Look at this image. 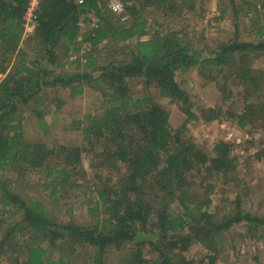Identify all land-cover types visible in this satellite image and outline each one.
Listing matches in <instances>:
<instances>
[{"label": "trees", "instance_id": "1", "mask_svg": "<svg viewBox=\"0 0 264 264\" xmlns=\"http://www.w3.org/2000/svg\"><path fill=\"white\" fill-rule=\"evenodd\" d=\"M179 1L124 0L128 19L123 24L113 22L121 19L106 9L107 0H84L82 5L73 0H43L34 33L24 37L27 0H0V264H4V248L20 238L11 264H77L75 256L84 251L87 261L81 264H106L105 253L126 244L135 246L127 258L129 264H193L179 256L193 241L190 234L183 235L191 225L210 230L199 235L198 241L211 251L201 264H215V235L241 224L250 231L264 226V217L243 211L238 201L232 216L213 222V214L205 207L210 200L202 198L201 205L190 198L198 197L193 184L199 178L205 193L213 191L220 179L232 180L237 162L228 142H216L211 155L195 145L188 125L199 117L175 79L177 72L196 67L227 72L241 88L238 126L246 127L252 117L264 120V98L259 95L263 77L252 66L253 59L264 54V38L256 43L235 38L204 54L184 43L178 31L150 33L145 7L150 4L169 15L192 11L193 6ZM238 9L240 5L234 8L235 15ZM90 13L99 24L83 33L89 53L82 71L50 70L48 66L63 67L57 63L58 51L67 53L77 42L78 23L87 22ZM111 45L119 51L128 45V59L98 63ZM130 80L141 83L139 96L130 91ZM85 86L99 91L103 105L99 114L86 115L79 129L86 147L49 148L43 142L25 140L20 114L36 103L44 88L68 89L70 96H79ZM151 89L180 104L184 120L176 128L170 126L169 113L155 102ZM38 118L44 126L42 116ZM89 155L97 158L95 166L102 171L117 173L115 182L105 178L101 187H89L96 194L94 208L89 210L93 224L57 220L45 204L22 197L13 180L1 175L44 172L54 195L58 187L73 185L72 178L85 177L83 158ZM99 179L103 181L101 175ZM5 212L11 215L9 224ZM145 243L156 256L154 261L141 254Z\"/></svg>", "mask_w": 264, "mask_h": 264}, {"label": "rangeland", "instance_id": "2", "mask_svg": "<svg viewBox=\"0 0 264 264\" xmlns=\"http://www.w3.org/2000/svg\"><path fill=\"white\" fill-rule=\"evenodd\" d=\"M183 1L186 6H193L192 11L182 10L179 14L169 15L156 6L150 4L146 6L143 13L149 21V32L178 31L184 43L204 54H208L217 45L228 43L235 38L253 43L264 38V0ZM239 5L241 9H238L235 15L234 8ZM106 9L113 16L120 18L107 5ZM81 21L87 24L79 33L80 39H76L77 42L70 46L67 53L62 49L58 51L57 63L64 64L63 67L48 66L50 70L55 72L66 70L73 73L82 71L84 57L89 53V47L83 42V33L87 32L90 26L88 21ZM113 22L126 24V21L122 22V20L120 22L113 20ZM146 38L148 37H144ZM104 46L106 44L100 45L99 48ZM115 47L112 45L107 47V51L103 53L98 63L103 64L102 62L109 60L126 61L129 46H123L120 51L115 50L117 49ZM74 48H78V51H74ZM72 54L77 56L74 62L69 59ZM252 66L257 73L261 72L263 77L259 95L264 98V54L255 57ZM175 79L180 88L189 95L192 110L199 117V120L192 121L188 125V131L195 145L207 155H211L216 142H228L233 145L232 154L237 162L235 177L232 180L220 179L213 191L205 193L204 183H201L202 180L199 178L193 184L198 197L190 198L197 199L198 203L201 201V205L204 204L202 198L210 200V204L205 207L213 214V222H222L232 216L236 201L243 211L264 217V120L261 117H252L246 127L238 126L236 114L242 106V102L240 104L239 101L241 88L236 79L227 72H210L196 67L184 74L177 72ZM129 86L134 96L141 94L142 85L138 80H130ZM83 91L82 95L70 96L68 89L44 88L36 103L32 102L20 114L25 140L43 142L49 148L86 147L87 144L83 142L79 129L83 127L85 116L99 114L103 105L99 91L94 87L85 86ZM150 94L155 102L169 113L170 126L174 129L180 125L184 120L180 104L160 97L154 89H151ZM58 100L62 104L58 103ZM38 115L42 116L44 126H41ZM209 118L211 119L208 120ZM95 158L92 155L84 156L85 177L72 178L76 183L73 182V185L67 188L58 187L54 195L49 185L50 178H47L44 172L35 171L22 177H17L13 173H1V175L13 180L15 191L22 197L34 198L45 204L57 220L93 224L94 219L90 217L89 210L94 208L96 194L92 193L89 187L92 189L101 187L102 183L106 182L105 178H111L112 182H115L117 177L115 171L106 169L102 171L101 168L96 167ZM100 175L103 181L99 179ZM85 179L88 183L84 182ZM4 215L8 224L11 223V215L6 212ZM18 219L19 217L16 216V220ZM198 226L191 225L185 229L183 235L190 234L193 241L189 242L186 251L179 253L180 257L192 261L193 264H201L211 253L198 241L199 235L209 233L210 230L206 226ZM192 229L199 231L195 232ZM2 235L3 233L0 232V239ZM18 238L20 237L17 236L15 240ZM21 241V238L16 242L12 241L11 246L4 248L2 256L4 264L12 263L17 255L14 253L16 244H20ZM213 242L217 256L215 264H264V226L250 231L247 225L241 224L215 235ZM134 250L133 244H126L120 250L109 249L105 253L106 264H129L127 258ZM84 252H79L73 261L77 264L86 262L87 257ZM141 254L151 261L156 259L148 243L141 247Z\"/></svg>", "mask_w": 264, "mask_h": 264}, {"label": "built area", "instance_id": "3", "mask_svg": "<svg viewBox=\"0 0 264 264\" xmlns=\"http://www.w3.org/2000/svg\"><path fill=\"white\" fill-rule=\"evenodd\" d=\"M43 0H27V6L24 15V37L30 36L34 33L37 27V15L39 11V6ZM77 5H82L84 0H73ZM107 6L109 9L118 14L122 21H126L128 16L125 15V6L124 0H107ZM118 6V7H117ZM88 18V24L90 28H94L99 24V19L93 13H90L86 16ZM87 23H83L81 20L78 23L81 30L86 26ZM80 39V35L78 38ZM77 56L74 54L70 55L69 59L73 61Z\"/></svg>", "mask_w": 264, "mask_h": 264}, {"label": "clouds", "instance_id": "4", "mask_svg": "<svg viewBox=\"0 0 264 264\" xmlns=\"http://www.w3.org/2000/svg\"><path fill=\"white\" fill-rule=\"evenodd\" d=\"M118 7V6H117Z\"/></svg>", "mask_w": 264, "mask_h": 264}]
</instances>
